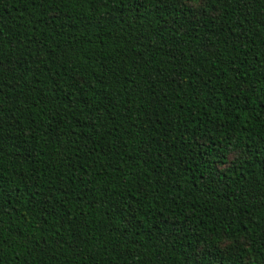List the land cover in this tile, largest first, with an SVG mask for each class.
<instances>
[{"label":"trees","instance_id":"1","mask_svg":"<svg viewBox=\"0 0 264 264\" xmlns=\"http://www.w3.org/2000/svg\"><path fill=\"white\" fill-rule=\"evenodd\" d=\"M0 264H264V0H0Z\"/></svg>","mask_w":264,"mask_h":264},{"label":"snow or ice","instance_id":"2","mask_svg":"<svg viewBox=\"0 0 264 264\" xmlns=\"http://www.w3.org/2000/svg\"><path fill=\"white\" fill-rule=\"evenodd\" d=\"M147 0H134V7H143L144 3H146ZM185 5L188 6L190 9H206L207 8V0H197V2H193V0H185ZM227 164V161H225Z\"/></svg>","mask_w":264,"mask_h":264}]
</instances>
